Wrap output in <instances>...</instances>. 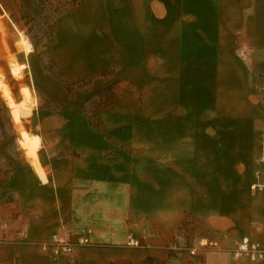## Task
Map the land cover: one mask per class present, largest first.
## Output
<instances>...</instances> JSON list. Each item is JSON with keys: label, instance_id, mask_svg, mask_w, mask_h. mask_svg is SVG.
<instances>
[{"label": "crops", "instance_id": "0c3cea01", "mask_svg": "<svg viewBox=\"0 0 264 264\" xmlns=\"http://www.w3.org/2000/svg\"><path fill=\"white\" fill-rule=\"evenodd\" d=\"M244 1L83 0L54 26L48 64L22 63L38 92L23 121L41 146L36 163L23 154L0 182V264L131 261L129 237H171L188 212L262 237L252 218L264 223V196L248 185L262 169L264 93L250 84L255 74L264 83V0H248L242 21ZM110 84L116 100L97 105ZM255 165L239 200L226 175ZM87 228L91 244L71 256L39 248ZM200 264L251 263L222 251Z\"/></svg>", "mask_w": 264, "mask_h": 264}, {"label": "rangeland", "instance_id": "374dc122", "mask_svg": "<svg viewBox=\"0 0 264 264\" xmlns=\"http://www.w3.org/2000/svg\"><path fill=\"white\" fill-rule=\"evenodd\" d=\"M248 3H249L248 0H245L241 4L242 13L240 16L241 17L240 20L242 21H245L246 19H248L250 15V10H249L250 5ZM259 6L260 4L258 2L257 7ZM262 11H264V8H262ZM0 26H1L0 27V70H2L5 80L8 83L15 100L21 98V94L19 91L20 87L26 86L29 89L31 95H33L34 103H35L37 100V94H38V92H35L36 91L35 85L33 84V82L28 80V76H25L24 73H23L22 78L19 81L15 79L10 73L9 62L10 60H15L18 63H20L24 68L25 65L22 63H28V62L31 63L33 59L39 58L41 61L47 62L48 64V60H46L47 46L49 45L50 38H52L51 36H53L52 35L53 32L51 30L45 37L38 39V40H33L30 36L26 34L25 29L19 28L12 22L8 13L3 9L1 3H0ZM235 31L239 32L238 36H241L244 33L243 29L235 28ZM19 32H22V34L31 43L32 49H33L32 53L29 54V53H26L25 51H22L23 50L22 47L17 45L20 39ZM250 87L256 94L262 95L264 93L263 92L264 83H263L262 77L258 74H255L253 76V79L251 80ZM0 101H2L3 105L7 107V109L9 110V114L12 120V126L14 130L16 131V137H18V132L20 130H25V129L29 130V128L32 127L33 123H26L23 121V117L31 113L32 105H34V104H31L32 102H30V104H24L22 102H18L17 104L8 106L4 103L1 96H0ZM40 105L42 107H46V102L40 99ZM32 136L35 139V141H38V143H41V138L39 135L32 134ZM257 148L258 147L256 146V150L253 153V157H252L253 162L251 163H257L255 162L258 159ZM11 149L13 150L12 151L13 153H10V154L15 155V156L17 155L16 158L17 160H19L20 157H22L23 155L22 153L23 150H21L20 147L19 149L15 150L13 146L11 147ZM6 163H7L6 160L0 159V168H2V170L0 171V179L3 178L4 169L7 167ZM256 166L257 165L252 166L251 170H249L248 173L245 172L248 175L247 179H243L244 178L243 176L245 175V173L234 175V177L231 176V174L226 175V180H230L232 182H236L237 180H239V183L236 186L238 188H235L233 190L234 197L235 196L239 197L241 195L240 193H242L243 189L246 187L247 181L250 179ZM211 175L212 174L209 175V184H211V181L213 179V176ZM210 188H211V185H210ZM210 188L208 189L209 191L208 196H210V193H211ZM238 190L240 193L238 192ZM203 192L205 193V190ZM250 199L251 201H253V195L251 194L247 196V201H249ZM239 200H241V196L239 197ZM254 201L258 202L256 200ZM200 207H202V205ZM254 213L258 214L257 211ZM255 214H254V217L252 218L253 228H255V226L262 224V222H260V219H258V217H255ZM213 222L214 221L203 219L199 215H196V213L194 212H188L184 215L183 220L178 225L176 233L171 237L157 238L151 229L149 230L146 228L149 234V240L151 242V247L148 249L132 248L133 260L130 261L129 259V261L132 264H141L142 260L145 258L143 256L145 251L151 250V249H154L155 255H148V256H154L155 258H158V259H165L167 258L169 249H173L177 251L173 259V264H185V262L189 260L190 257H188V255L182 252H179V251L184 250L187 244H191V246L195 248L196 256H199V257L201 256L202 260L205 254H207L208 252L221 253L222 251H225V250H217V249H213V248H209L205 246L204 245L205 239L222 238L224 235L223 233H227L228 237H234V236L233 234L228 232L227 228H226L227 231H225L226 229H223L222 231L220 229H217ZM238 233L240 232L238 231L237 234ZM12 240L15 241L16 239H12ZM119 260H128V259H119ZM17 264H25V262L21 258L17 257ZM107 264H109V262Z\"/></svg>", "mask_w": 264, "mask_h": 264}, {"label": "trees", "instance_id": "16d2710c", "mask_svg": "<svg viewBox=\"0 0 264 264\" xmlns=\"http://www.w3.org/2000/svg\"><path fill=\"white\" fill-rule=\"evenodd\" d=\"M83 0H0L3 9L8 13L12 22L21 29H25L26 34L33 40H38L46 36L54 26L63 18L68 16L72 10ZM112 84L98 90L97 105H103L116 100ZM69 90V88H68ZM19 149L16 131L12 126V120L7 107H0V159L6 160L3 178L18 162L17 155L13 153L11 147ZM2 168H0V171ZM191 244H187L184 250H180L188 257L185 264H200L202 257L192 253ZM177 251L169 249L167 258L158 259L154 256H146L141 264H173V259ZM109 264H132L129 260L111 261Z\"/></svg>", "mask_w": 264, "mask_h": 264}, {"label": "built area", "instance_id": "2783aa9c", "mask_svg": "<svg viewBox=\"0 0 264 264\" xmlns=\"http://www.w3.org/2000/svg\"><path fill=\"white\" fill-rule=\"evenodd\" d=\"M260 140L261 153L259 162L262 165V169L255 172V180L248 185V189L253 194L264 196V126ZM257 231L262 234L260 239H253L248 235H243L231 238L228 245H224L220 239H205L204 245L209 248L228 251L234 262L247 259L251 264H256L264 260V223L257 227ZM91 233L92 229L87 228L82 229L80 233L73 237L54 234L47 241L41 242L39 248L53 258L71 256L75 248L91 244ZM127 246L144 249L150 248L149 234L146 230H143L141 237H129ZM191 252L195 253V248H192Z\"/></svg>", "mask_w": 264, "mask_h": 264}, {"label": "bare ground", "instance_id": "6f19581e", "mask_svg": "<svg viewBox=\"0 0 264 264\" xmlns=\"http://www.w3.org/2000/svg\"><path fill=\"white\" fill-rule=\"evenodd\" d=\"M1 27V26H0ZM2 30V29H1ZM20 39L17 45L22 47V51H25L26 53L31 52L32 45L29 42V40L22 34V32H19ZM9 70L11 75L17 79L20 80L23 76V66L18 63L15 60H10L9 62ZM21 94V100L16 101L12 95V91L8 85V83L5 80L4 74L2 73V70H0V96L3 99L4 103L8 106H12L14 104H17L18 102H22L24 104H35L34 103V97L31 95L29 89L26 86H21L20 89ZM17 143L21 150H23V154L25 158L28 159L30 164H33L35 160L37 159L38 150L41 146V143H38V141H35L32 134L28 130H20L18 132V140Z\"/></svg>", "mask_w": 264, "mask_h": 264}]
</instances>
